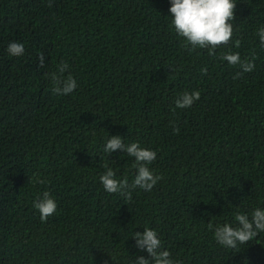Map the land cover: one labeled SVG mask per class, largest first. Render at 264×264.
I'll use <instances>...</instances> for the list:
<instances>
[{
  "label": "trees",
  "instance_id": "obj_1",
  "mask_svg": "<svg viewBox=\"0 0 264 264\" xmlns=\"http://www.w3.org/2000/svg\"><path fill=\"white\" fill-rule=\"evenodd\" d=\"M48 5L0 0V264H132L151 259L132 236L145 227L183 264H264V232L231 249L208 230L264 208V0H236L232 40L215 56L184 47L171 0ZM13 41L22 56H9ZM228 51L254 69L233 79ZM65 62L77 88L54 95L46 73ZM193 90L200 99L176 108ZM114 135L157 152L151 192L104 190L105 164L130 184L136 172L133 157L103 151ZM45 191L57 210L42 222L33 204Z\"/></svg>",
  "mask_w": 264,
  "mask_h": 264
},
{
  "label": "clouds",
  "instance_id": "obj_2",
  "mask_svg": "<svg viewBox=\"0 0 264 264\" xmlns=\"http://www.w3.org/2000/svg\"><path fill=\"white\" fill-rule=\"evenodd\" d=\"M51 7V0H49ZM236 0H171L169 9L172 17L170 26L175 33L184 41V47L194 50L197 48L208 49L210 56H215V50L228 45L232 40L234 27L231 21L235 19ZM260 46L264 47V26L257 30ZM235 47H240V41H235ZM9 56L19 57L25 52V46L20 42H10L7 46ZM39 64L43 66L46 58L40 53ZM220 59L227 61L230 66L240 69L233 79H239L244 73L254 69V58L242 59L239 52L228 51ZM69 65L65 62L58 66L56 71L46 73L53 83L52 92L54 95H68L77 88V80L71 75L65 76ZM207 67L201 72L207 75ZM201 93L198 90L184 91L176 101V108H190L193 103L200 99ZM172 131L179 134V127L173 122ZM122 150L128 156L134 158L136 169L134 178L129 183L125 176L117 178L116 172L107 164L106 171L100 176V182L108 193H118L126 200H131V191L140 188L151 192L162 176L155 175L150 169L157 159V152L149 148L141 147L138 142L125 143L119 135L111 136L103 146L105 153H112ZM40 184L46 181L37 178ZM33 207L38 210L42 222H46L57 210L56 200L49 191H45L42 197L38 198ZM235 225L225 223L223 225L208 224V230H214V240L226 247L235 249L238 244H244L264 232V208L256 207L251 215L237 212L234 214ZM143 232H134L135 246L141 251H147L151 259L138 256L132 264H183L180 259H173L170 251L163 249L161 240L156 230L145 227Z\"/></svg>",
  "mask_w": 264,
  "mask_h": 264
}]
</instances>
